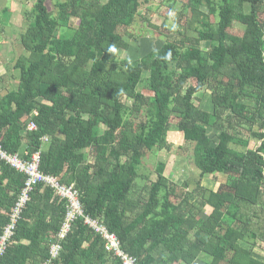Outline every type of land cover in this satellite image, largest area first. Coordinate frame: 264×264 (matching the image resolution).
Returning <instances> with one entry per match:
<instances>
[{
	"label": "trees",
	"instance_id": "16d2710c",
	"mask_svg": "<svg viewBox=\"0 0 264 264\" xmlns=\"http://www.w3.org/2000/svg\"><path fill=\"white\" fill-rule=\"evenodd\" d=\"M152 1L60 0L54 16L45 0H35L21 36L29 56L14 64L16 88L0 96V144L25 158L40 151L39 170L73 184L83 213L114 233L136 264H195L201 257L200 264H264L251 250L261 242L264 252V24L258 19L264 0H179L183 9L169 17L184 32L139 59L121 58L129 48L123 36L134 33L136 19L151 26L139 9ZM0 13L1 25L9 6ZM71 17L77 22L70 29ZM190 78L196 84L186 86ZM205 84L208 111L195 104ZM136 117L142 119L133 130ZM29 122L36 130H26ZM169 131L193 143L196 187L189 191L158 172L153 183L136 188L142 155L157 145L169 149ZM250 138L259 145L248 147ZM217 174L227 175L224 185H202ZM24 179L0 161V234ZM204 206L211 208L206 216ZM65 212V200L38 183L0 264H43ZM51 264L121 262L78 217Z\"/></svg>",
	"mask_w": 264,
	"mask_h": 264
},
{
	"label": "rangeland",
	"instance_id": "374dc122",
	"mask_svg": "<svg viewBox=\"0 0 264 264\" xmlns=\"http://www.w3.org/2000/svg\"><path fill=\"white\" fill-rule=\"evenodd\" d=\"M57 1L60 0H45L48 10L51 11L54 16L58 14L55 6ZM100 1L104 2L105 0ZM34 2L35 0H0V12L6 5L9 6L10 10L6 23L0 25V43L3 45V52H0V96L8 90L16 88L20 78V70L15 68L14 64L16 61L22 62L23 58L26 59L29 56V51L24 47L21 36L25 33L33 20L32 11ZM171 4H173L172 9H170ZM182 9L183 4L179 0H154L149 5L140 7L139 14L149 20L151 26H146L145 22L144 25H142L140 20L138 18L136 19L137 21L133 24V29H135L134 33L123 36L129 48L127 51L121 52V58L139 59L150 50L160 47L165 39L172 41L177 36L181 35L184 32V28L179 26L176 21H172L169 15L177 17V14H179ZM200 10L204 13L207 11L204 7H201ZM243 11L247 13L249 11V5L244 4ZM262 12L260 11L258 19L264 24V12ZM0 18L5 20V18L1 16V13ZM76 22L74 18H69L68 23L70 29L71 27H75ZM235 26L237 27L238 24L235 23ZM61 28L62 29L59 30L60 33L65 30V27ZM201 48L203 50L209 49L208 43H201ZM26 65H28V63H26ZM146 75L147 72L143 74V76ZM195 84L196 81L192 78L186 81V86ZM140 89L144 91V94L151 95V92L143 89V86H140ZM196 96L195 104L198 105L200 109H205L207 111L211 110V90L206 84L199 87ZM124 101L129 104L125 98H123V102ZM136 119L133 121V130L138 129L137 126L142 118L136 117ZM174 123L175 119L171 118L170 124L174 125ZM102 131L103 128H99L98 132L102 133ZM214 132L213 129H209L208 135L213 136ZM249 142L248 147L250 148H255L259 143L256 138H250ZM166 143L169 145V149L160 148L157 145L152 150L145 151L142 155V163L138 168V178L135 179V187L138 188L144 183H153L156 180L157 173L160 172L167 178L169 183L181 185L185 182L187 184V189L191 191L196 187L200 172L193 162V143L182 141L181 135L177 131L167 132ZM179 145H181L180 149L177 148ZM230 148L239 152V154L245 151V146L238 144H233ZM90 155L91 154L88 156V160L92 162L93 155ZM227 180V175L217 174L207 176L205 179L201 180V183L207 188L217 189L219 185H224ZM134 191L137 193V190ZM170 200L177 202L179 199L173 195L170 197ZM210 210L211 208L209 206L202 207L201 215L206 216ZM248 240L250 243L253 242L251 239ZM249 245L250 244L244 243L242 247L247 249ZM259 245H262V243L257 242L256 247L251 250L260 256L258 260L264 261V252ZM201 262L202 257L201 260H197L195 264H200Z\"/></svg>",
	"mask_w": 264,
	"mask_h": 264
},
{
	"label": "built area",
	"instance_id": "2783aa9c",
	"mask_svg": "<svg viewBox=\"0 0 264 264\" xmlns=\"http://www.w3.org/2000/svg\"><path fill=\"white\" fill-rule=\"evenodd\" d=\"M26 130H36L34 122H29ZM44 141L47 140L43 136ZM26 155V153H25ZM0 161L5 162L11 168L22 173L25 176L20 192L12 205L8 214V221L2 228L0 234V260L7 249V245L11 242L14 235L16 225L21 218V214L27 202L30 200V194L38 183L50 187L54 194L65 200L66 212L61 222L59 231L51 239L48 249V258L43 264H51L57 258L61 250V242L71 230L76 219L80 217L85 226L98 233L104 240V247L107 251H111L120 259L121 264H136V259L125 254L119 247V240L114 233L98 220L83 213L82 203L80 201V192L73 184H61L57 177L44 174L39 170L40 151L33 152L28 158L20 153L10 154L2 148L0 144Z\"/></svg>",
	"mask_w": 264,
	"mask_h": 264
},
{
	"label": "crops",
	"instance_id": "0c3cea01",
	"mask_svg": "<svg viewBox=\"0 0 264 264\" xmlns=\"http://www.w3.org/2000/svg\"><path fill=\"white\" fill-rule=\"evenodd\" d=\"M1 44V51L0 52H3V45H2V43H0ZM258 145H259V143H258ZM256 253V252H255ZM257 254V253H256ZM264 256V255H263Z\"/></svg>",
	"mask_w": 264,
	"mask_h": 264
}]
</instances>
